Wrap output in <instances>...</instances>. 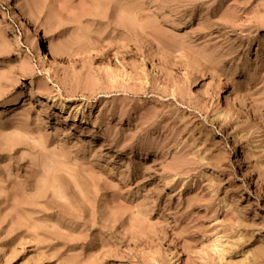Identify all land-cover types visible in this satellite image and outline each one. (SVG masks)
Instances as JSON below:
<instances>
[{"label": "rangeland", "instance_id": "obj_1", "mask_svg": "<svg viewBox=\"0 0 264 264\" xmlns=\"http://www.w3.org/2000/svg\"><path fill=\"white\" fill-rule=\"evenodd\" d=\"M0 264H264V0H4Z\"/></svg>", "mask_w": 264, "mask_h": 264}, {"label": "bare ground", "instance_id": "obj_2", "mask_svg": "<svg viewBox=\"0 0 264 264\" xmlns=\"http://www.w3.org/2000/svg\"><path fill=\"white\" fill-rule=\"evenodd\" d=\"M4 2V0H0V4L1 3H3ZM36 36H37V34H36ZM49 55L50 56H52L53 58H55L56 60L58 59L57 58V55H56V51L55 50H52V49H50V51H49ZM27 105L29 106V108L31 109H34V107H33V104L32 103H30L29 101L27 102ZM60 106L61 107H65L66 106V101H61L60 102ZM36 111V113H37V115L39 116V117H42L43 118V114H44V116L46 117V116H51V115H55L56 114V112H52L51 110H49V107H44L43 108V110H39V109H37V110H35ZM57 115V114H56ZM59 115V114H58ZM43 123H46L47 122V119H44L43 121H42ZM57 130H58V128H56Z\"/></svg>", "mask_w": 264, "mask_h": 264}]
</instances>
